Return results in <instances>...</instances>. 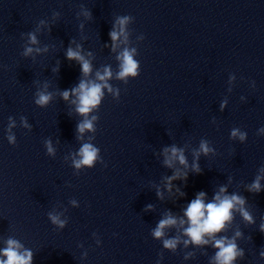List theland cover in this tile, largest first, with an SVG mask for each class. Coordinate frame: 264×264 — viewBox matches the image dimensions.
Masks as SVG:
<instances>
[{
    "label": "water",
    "instance_id": "1",
    "mask_svg": "<svg viewBox=\"0 0 264 264\" xmlns=\"http://www.w3.org/2000/svg\"><path fill=\"white\" fill-rule=\"evenodd\" d=\"M121 16L133 19L113 49L108 33ZM77 45L92 65L87 76L66 56ZM124 48L136 50L141 66L126 80L117 76ZM106 66L112 91L104 88L89 114L94 130L80 133L84 117L62 91L96 80ZM41 92L51 94L43 106ZM262 127L264 0H0V248L15 238L33 264H213L212 244H184L187 224L165 227L161 238L152 232L169 213L186 220L198 192L211 200L221 186L247 198L255 224L237 211L217 235L242 232L237 264H264V191L248 190L257 177L264 185ZM202 141L212 150L200 153L197 173L191 165ZM83 143L104 162L75 167ZM172 145L188 167L164 163ZM176 169L188 179L173 180L169 191ZM168 238H178L174 250L163 245Z\"/></svg>",
    "mask_w": 264,
    "mask_h": 264
},
{
    "label": "clouds",
    "instance_id": "2",
    "mask_svg": "<svg viewBox=\"0 0 264 264\" xmlns=\"http://www.w3.org/2000/svg\"><path fill=\"white\" fill-rule=\"evenodd\" d=\"M88 15V13H85ZM133 19L131 16H121L118 18L116 24L113 25L109 31V37L111 38L113 49L116 48L120 37L123 35L124 39L127 40L125 32L126 25ZM33 43L36 42L35 35L31 36ZM80 45L76 48L71 46L68 47L66 56L69 60H76L80 63L81 72L87 76L92 71V65L89 59L85 57L81 50ZM33 49L29 47L27 53H31ZM39 51V49H37ZM135 49L124 48L121 51L117 59L120 61L119 72L117 73L118 78L128 79L129 77L135 78L140 75L141 66L135 57ZM91 55V53H89ZM58 71V68L56 69ZM111 68L106 66L103 73H96V80L81 79L75 87L71 89H65L62 91L64 99L75 97L72 101L76 105V111L81 114L84 119L78 122L76 128L80 133H84L86 130H94V121L97 119L95 116L89 118V114L100 106L103 100L104 88H108L112 91L111 86L108 84V78L111 77ZM51 99L50 93L41 92L36 99V103L39 105H46ZM25 126H28L25 121ZM11 127V125H10ZM264 132V127L260 129ZM231 135L233 137L239 136L241 141L246 139L247 134L241 132L238 129L232 130ZM8 140L12 143L15 142L13 135L8 136ZM212 149L209 147L207 142L202 141L200 149L196 152V160L192 163L191 169L197 173L201 172L202 169L198 163L200 153L207 154ZM48 153H53L54 149L51 142H48L47 146ZM165 160L164 163L172 167L174 162L178 161L180 164L188 167V161L185 156L184 150L175 145L166 147L164 149ZM100 160L103 163V158L100 156V149L91 143H83L78 151V158L74 160V165L77 168L86 166L94 167L96 162ZM107 167V164H105ZM176 179H183L185 182L188 179V172H182L180 169H176L172 176L166 178L168 181V190H172V181ZM261 177H257L251 185H249V191L260 193L264 191V185L260 183ZM176 191L184 196L185 193L178 187ZM157 195L162 197L163 193L158 191ZM207 193L200 191L196 194L194 199H191L187 204V207L183 209L184 217L177 219L169 213L167 216L162 218L155 229H153L152 235L155 238H161L164 236V229L167 226H174L179 223L180 225L187 224V227L183 228L184 234L189 238L184 240V244L189 243L200 245L212 244L217 249L212 260L213 264H237V261L244 257V249L241 248L237 242L236 237L243 235L242 232L237 231L235 236H218L217 234L224 231L227 225L231 223L235 217V212H239L243 219L249 224H255V218L247 210V198L237 193L229 194L226 190V186H221L219 191L216 192L211 200H207ZM75 203V201L73 202ZM151 208L152 205H148ZM52 223L63 227L65 221L62 220L58 215L49 214ZM259 231L264 233V223L259 225ZM251 239V237H249ZM101 240H97V244H100ZM178 244V238H168L163 240V245L169 249H175ZM259 255L264 258V246L261 247ZM187 258V257H186ZM0 264H33V252L30 249L24 247V245L15 238H8L5 241V247L0 248ZM159 264V262H158Z\"/></svg>",
    "mask_w": 264,
    "mask_h": 264
}]
</instances>
